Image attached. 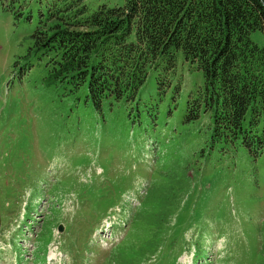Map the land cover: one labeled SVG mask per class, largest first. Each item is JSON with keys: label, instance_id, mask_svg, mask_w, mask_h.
I'll list each match as a JSON object with an SVG mask.
<instances>
[{"label": "rangeland", "instance_id": "obj_1", "mask_svg": "<svg viewBox=\"0 0 264 264\" xmlns=\"http://www.w3.org/2000/svg\"><path fill=\"white\" fill-rule=\"evenodd\" d=\"M21 1L16 20L0 0V264H264V153L239 146L178 161L196 145L162 151L194 129L205 142L183 123L202 74L179 62L182 104L163 105L156 124L147 107L76 103L33 49L47 0ZM86 4L92 14L124 0ZM252 40L264 46V33ZM156 94L152 74L140 96ZM153 198L175 205L156 237L144 220L159 209Z\"/></svg>", "mask_w": 264, "mask_h": 264}, {"label": "trees", "instance_id": "obj_2", "mask_svg": "<svg viewBox=\"0 0 264 264\" xmlns=\"http://www.w3.org/2000/svg\"><path fill=\"white\" fill-rule=\"evenodd\" d=\"M7 7L16 20L26 14L21 0ZM257 31L264 33V0H124L122 7L103 6L92 14L86 0H47L32 37L63 97L96 109L122 102L132 110L147 107L155 124L163 105L171 110L182 104L179 62L201 73L203 84L188 96L183 123L197 124L205 142L194 129L162 150L195 144L190 157H177L188 161L239 146L251 156L263 155L264 46L252 40ZM152 74L157 94L147 103L140 92ZM153 200L159 209L144 220L156 237L171 223L175 205L171 198ZM153 242L142 257L156 252Z\"/></svg>", "mask_w": 264, "mask_h": 264}, {"label": "water", "instance_id": "obj_3", "mask_svg": "<svg viewBox=\"0 0 264 264\" xmlns=\"http://www.w3.org/2000/svg\"><path fill=\"white\" fill-rule=\"evenodd\" d=\"M0 227H1V217H0ZM60 230H62V227L60 228Z\"/></svg>", "mask_w": 264, "mask_h": 264}, {"label": "bare ground", "instance_id": "obj_4", "mask_svg": "<svg viewBox=\"0 0 264 264\" xmlns=\"http://www.w3.org/2000/svg\"><path fill=\"white\" fill-rule=\"evenodd\" d=\"M51 257H53V255H51ZM52 261V260H51Z\"/></svg>", "mask_w": 264, "mask_h": 264}]
</instances>
